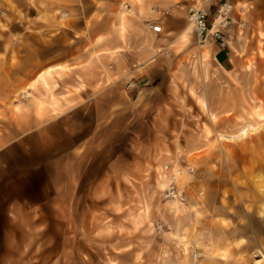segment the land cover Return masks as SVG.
Returning a JSON list of instances; mask_svg holds the SVG:
<instances>
[{
    "label": "rangeland",
    "instance_id": "374dc122",
    "mask_svg": "<svg viewBox=\"0 0 264 264\" xmlns=\"http://www.w3.org/2000/svg\"><path fill=\"white\" fill-rule=\"evenodd\" d=\"M204 2L210 25L220 15L229 22L223 34L235 72H221L211 51L206 56L202 45L214 40L199 42L194 24L177 47L174 40L157 44L143 64L157 71L137 95L134 123L119 137L108 133L112 140L94 155L70 216L23 215L13 230L11 216L0 211V264H264V124L245 139H217L257 126L255 112L264 113V0ZM20 3L0 7L2 45L10 53L0 129L8 134L15 122L1 109L30 97L22 87L40 73L32 62L65 44L61 9H51L50 0ZM22 63L24 84L17 86L11 72ZM176 169L182 182L172 178ZM101 172L107 182L97 185ZM172 182L187 197L174 199L179 213L164 197ZM5 198L0 194V203Z\"/></svg>",
    "mask_w": 264,
    "mask_h": 264
},
{
    "label": "crops",
    "instance_id": "0c3cea01",
    "mask_svg": "<svg viewBox=\"0 0 264 264\" xmlns=\"http://www.w3.org/2000/svg\"><path fill=\"white\" fill-rule=\"evenodd\" d=\"M20 1L14 0L16 8H23ZM50 2L51 9H61V15L66 14L58 20L65 44L49 59L38 56L31 70L39 69L41 73L50 66L55 68L54 80L59 83L56 102H51L47 95L34 93L18 97L10 109H1L15 122L10 134L0 129V194L6 196L0 211L11 216L9 226L13 230L23 215L70 216L79 187L96 160L94 155L112 140L108 133L119 137L121 129H130L135 121L137 95L147 92V84L157 71L143 67L152 56V49L157 44L163 48L173 40L170 46L177 47L175 42L186 37L184 34L192 27L187 23V10L193 6L207 7L203 1L192 5L186 0ZM217 2L211 0V7ZM6 5L7 0H0V7ZM207 23L211 26L209 15ZM149 24L160 25L162 31H152ZM6 35L7 32H0V105L9 104L6 89L10 53L2 45ZM204 46H208L205 51H211L221 72H235L230 45L221 47L214 41ZM32 56H36L34 52ZM135 64L142 65L132 69ZM59 65L65 68L61 75L57 74ZM11 73L16 75L17 86L24 84L23 63ZM36 83L34 78L21 87L32 92L30 85ZM118 162L111 168L119 167ZM100 176L93 183L107 182L102 172Z\"/></svg>",
    "mask_w": 264,
    "mask_h": 264
},
{
    "label": "bare ground",
    "instance_id": "6f19581e",
    "mask_svg": "<svg viewBox=\"0 0 264 264\" xmlns=\"http://www.w3.org/2000/svg\"><path fill=\"white\" fill-rule=\"evenodd\" d=\"M229 7V6H228ZM124 13L125 10H123L122 15H121V27L122 30L124 29ZM62 18L66 17V14H62L61 15ZM221 18V16H219V18H217L216 23L218 22V20ZM191 24L193 25L194 23L192 21H190ZM191 25H189L190 27ZM188 27V29H189ZM187 33V32H186ZM188 34H184V36H187ZM206 56H208L207 51H204ZM58 71L57 74L61 75V72L64 71V66L59 65L58 67ZM55 68H53V66L48 67L47 69H45L44 71H42L40 74H38V76L36 77V84H32L30 85L32 92H30L29 90H25V92L28 95H32L34 93H37V95H42V96H46L50 97L51 102H56V88L59 86V83L57 82L58 80H54V70ZM231 74V71H228ZM194 94H196L194 91H192ZM199 102L201 104V107L208 111V102L203 99V98H199ZM255 116L257 117L258 121H257V126L256 125H248V126H242L240 128V130L236 133V134H230V135H226V134H222L219 133L217 139L222 143L223 140H227V141H235L237 139H245L247 137H249L250 135H252L253 133L257 132L259 130V124L263 123L264 124V113L262 112H255ZM216 117V116H215ZM214 117V118H215ZM181 177L182 175H180V172L178 169L175 170V173L172 175V178L174 180H178L181 181ZM182 182V181H181ZM171 183H169L170 185ZM168 185V186H169ZM165 186V183H162V187ZM172 203H174L172 205V208L174 210L175 213H179L182 210V207L180 206V203L177 200H172ZM182 204V203H181ZM186 251V250H184ZM261 260H257V263H260ZM200 264H204V261H202Z\"/></svg>",
    "mask_w": 264,
    "mask_h": 264
},
{
    "label": "built area",
    "instance_id": "2783aa9c",
    "mask_svg": "<svg viewBox=\"0 0 264 264\" xmlns=\"http://www.w3.org/2000/svg\"><path fill=\"white\" fill-rule=\"evenodd\" d=\"M199 1L204 2V0H199ZM226 8H228L227 4L222 5L220 12L222 13L226 12ZM188 13H189V20L194 23L199 42L206 41L207 38L210 36V38L218 42L221 47H226V40L223 34V29H225L229 24L226 18H223L222 15H220L221 16L220 22L216 27L215 25L217 20L211 26L208 25L207 23L208 11L206 10L205 6L191 7L189 8ZM149 28L156 33H160L162 31V27L160 25L149 24ZM164 197L168 200L177 199L181 202H185L187 200L186 195L182 194L179 191L177 185L174 182H172L166 188L164 192ZM197 255H198L197 253H194L193 257L196 258Z\"/></svg>",
    "mask_w": 264,
    "mask_h": 264
}]
</instances>
